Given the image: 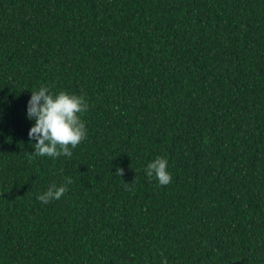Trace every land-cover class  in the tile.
I'll return each mask as SVG.
<instances>
[{"label":"trees","instance_id":"obj_1","mask_svg":"<svg viewBox=\"0 0 264 264\" xmlns=\"http://www.w3.org/2000/svg\"><path fill=\"white\" fill-rule=\"evenodd\" d=\"M42 86L89 105L71 157ZM0 264H264V0H0Z\"/></svg>","mask_w":264,"mask_h":264},{"label":"clouds","instance_id":"obj_2","mask_svg":"<svg viewBox=\"0 0 264 264\" xmlns=\"http://www.w3.org/2000/svg\"><path fill=\"white\" fill-rule=\"evenodd\" d=\"M88 103L82 96L70 95L60 91L53 94L47 87H40L31 92L26 105V118L34 121L29 129L30 141H34L35 156L57 158L60 156L71 157V148H76L87 137V128L81 115L88 110ZM168 160L158 157L147 163L144 171L147 177H154L161 186L171 182L168 171ZM123 169L116 167L115 175L122 176ZM71 180L57 186L53 184L37 196L42 204L60 200L68 191Z\"/></svg>","mask_w":264,"mask_h":264}]
</instances>
